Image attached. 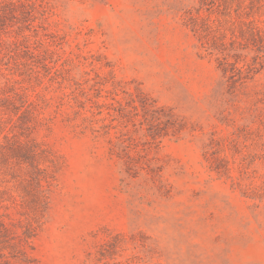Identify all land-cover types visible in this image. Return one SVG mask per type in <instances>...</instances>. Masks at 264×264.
Segmentation results:
<instances>
[{
	"label": "rangeland",
	"instance_id": "obj_1",
	"mask_svg": "<svg viewBox=\"0 0 264 264\" xmlns=\"http://www.w3.org/2000/svg\"><path fill=\"white\" fill-rule=\"evenodd\" d=\"M0 6V145L56 167L0 264H264V0Z\"/></svg>",
	"mask_w": 264,
	"mask_h": 264
},
{
	"label": "trees",
	"instance_id": "obj_2",
	"mask_svg": "<svg viewBox=\"0 0 264 264\" xmlns=\"http://www.w3.org/2000/svg\"><path fill=\"white\" fill-rule=\"evenodd\" d=\"M5 10L6 6H0V17ZM11 105L18 110L23 107H16L13 102ZM55 168V163L48 152L34 141H8L5 145H0V182L12 183L11 189L17 192L20 198L19 202L22 203L28 217L26 239L34 236L35 226L48 210ZM11 189L0 190V204L10 200L18 203L10 194ZM5 195L9 196L6 198ZM11 257H17V254L13 251Z\"/></svg>",
	"mask_w": 264,
	"mask_h": 264
}]
</instances>
